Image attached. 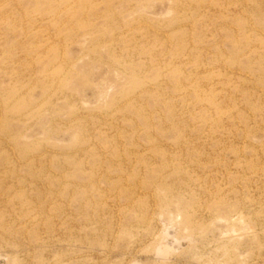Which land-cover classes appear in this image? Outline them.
<instances>
[{
  "label": "rangeland",
  "instance_id": "1",
  "mask_svg": "<svg viewBox=\"0 0 264 264\" xmlns=\"http://www.w3.org/2000/svg\"><path fill=\"white\" fill-rule=\"evenodd\" d=\"M0 264H264V0H0Z\"/></svg>",
  "mask_w": 264,
  "mask_h": 264
}]
</instances>
